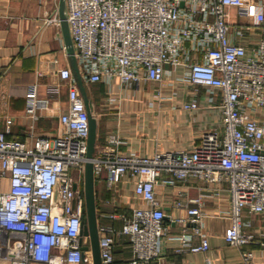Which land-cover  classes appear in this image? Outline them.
<instances>
[{"label": "built area", "instance_id": "2783aa9c", "mask_svg": "<svg viewBox=\"0 0 264 264\" xmlns=\"http://www.w3.org/2000/svg\"><path fill=\"white\" fill-rule=\"evenodd\" d=\"M65 1L76 61L88 81L119 79L122 87L141 80L162 83L172 73L166 65L175 70L182 66L186 71L180 79L205 87L212 103L218 93L221 96V125L205 133L192 149L153 157L121 155V141L113 133L106 147L95 151V179L105 171L106 185L112 189L127 173L137 176L136 194L147 204L128 217L110 215L121 219L119 229L98 225L102 263L114 262L118 235L131 245V264L161 258L162 241L170 235L158 185L175 186L193 176L227 184L232 226L226 242L241 250V264H255L246 246L258 241L254 232L246 231L251 224L244 221L243 212L264 214V0ZM229 7L248 23L230 22ZM46 22L60 25L56 17ZM251 27L259 30L260 40L248 52L237 39ZM59 76L68 81L60 135L40 137L31 145L0 131V176L10 182L9 191H0V264L92 260L91 251L83 249L90 240L82 233L89 112L71 68L60 69ZM49 93H58V86H50ZM26 98V112L37 120V110L45 103L37 97L35 85ZM198 106L193 99L184 109ZM192 201L195 206H185L192 232L175 236L180 254L209 249L202 232L201 199ZM176 205L183 203L178 200ZM196 235L201 237L198 245L192 242Z\"/></svg>", "mask_w": 264, "mask_h": 264}, {"label": "crops", "instance_id": "0c3cea01", "mask_svg": "<svg viewBox=\"0 0 264 264\" xmlns=\"http://www.w3.org/2000/svg\"><path fill=\"white\" fill-rule=\"evenodd\" d=\"M59 3L60 0H0V131H8L9 139L33 145L40 137L53 138L62 133L60 115L68 108V81L60 78L59 70L65 67L71 68L80 89H85L92 102V114L97 119L95 151L106 147L110 135L116 133L121 141V155L153 157L156 153H177L192 149L205 133L221 125V96L218 93L212 103L205 87H195L180 79L186 71L182 66L175 70L166 65L172 73L166 74L162 83L141 80L128 87H122L119 79L111 83L90 82L77 64L78 77L61 24L46 22L59 18ZM227 11L230 22L248 23V18L239 16L236 8L229 7ZM259 40L260 32L254 27L237 39L248 52ZM31 85L36 86L37 97L45 103L37 110V120L26 112V94ZM52 85L58 86V93H49ZM193 99L198 101V108L184 109ZM106 176L104 171L95 183L98 225L119 229V216H131L135 208L147 204L136 194L137 176L127 173L112 189L106 185ZM9 189V177L0 176V191ZM157 197L164 206L170 238L162 241L161 258L138 264L242 263L241 250L225 239L232 226L227 214L230 194L226 183H208L191 176L175 186L159 184ZM197 198L201 199L202 232L209 241V249L180 254L176 252L179 241L175 236L183 231L192 232L193 224L185 206H195L192 200ZM178 200L183 206L176 205ZM243 219L251 224L245 227L246 231L254 232L258 241L248 244L246 249L252 252L255 264H264V214L245 209ZM192 242L200 244L201 237L196 235ZM114 257L112 264H131L133 252L124 235L116 238ZM83 264H93V260L87 258Z\"/></svg>", "mask_w": 264, "mask_h": 264}, {"label": "water", "instance_id": "95a60500", "mask_svg": "<svg viewBox=\"0 0 264 264\" xmlns=\"http://www.w3.org/2000/svg\"><path fill=\"white\" fill-rule=\"evenodd\" d=\"M59 18L60 24L64 36L65 45L69 55L72 58L73 66L78 77L80 73L77 67V61L74 54L73 41L70 34L69 24L67 21L66 12V1L60 0L59 3ZM81 83V79L79 78ZM81 93L84 97L88 112H89V123H90V133L88 138L87 146V162L85 164V176H84V190H85V215L83 223V235L87 236L90 240V246H84L85 251H91L93 264H103L101 258L100 249V236L98 231V219H97V203H96V192H95V174L93 166V158L96 149L97 141V119L92 114V102L88 98L85 89L81 86ZM167 217H165L166 219Z\"/></svg>", "mask_w": 264, "mask_h": 264}]
</instances>
